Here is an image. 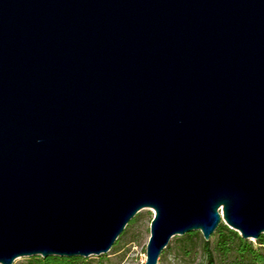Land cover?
Wrapping results in <instances>:
<instances>
[{"label":"water","instance_id":"95a60500","mask_svg":"<svg viewBox=\"0 0 264 264\" xmlns=\"http://www.w3.org/2000/svg\"><path fill=\"white\" fill-rule=\"evenodd\" d=\"M143 264L220 221L264 235V0H0V264Z\"/></svg>","mask_w":264,"mask_h":264},{"label":"trees","instance_id":"16d2710c","mask_svg":"<svg viewBox=\"0 0 264 264\" xmlns=\"http://www.w3.org/2000/svg\"><path fill=\"white\" fill-rule=\"evenodd\" d=\"M197 251L201 255L199 264H264V235L254 241L243 239L236 231L221 224L208 240L197 232H187L179 238L177 252L182 258ZM79 261V257L32 256L26 264H78Z\"/></svg>","mask_w":264,"mask_h":264},{"label":"rangeland","instance_id":"374dc122","mask_svg":"<svg viewBox=\"0 0 264 264\" xmlns=\"http://www.w3.org/2000/svg\"><path fill=\"white\" fill-rule=\"evenodd\" d=\"M152 216V209L141 208L126 224L107 252L79 257L78 264H143ZM221 224L225 225L223 221H220L218 225ZM195 232L201 236L199 231ZM181 236L175 235L169 239L166 247L160 252L156 264H199L201 255L198 251L185 258L177 252L178 240ZM194 244L197 246L198 243ZM28 258L30 257H18L12 264H26Z\"/></svg>","mask_w":264,"mask_h":264}]
</instances>
